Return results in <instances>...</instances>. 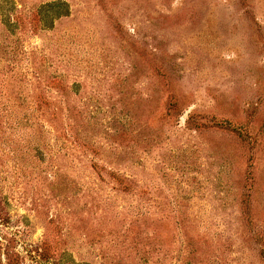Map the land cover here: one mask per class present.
<instances>
[{
    "label": "rangeland",
    "instance_id": "obj_1",
    "mask_svg": "<svg viewBox=\"0 0 264 264\" xmlns=\"http://www.w3.org/2000/svg\"><path fill=\"white\" fill-rule=\"evenodd\" d=\"M0 264H264V0H0Z\"/></svg>",
    "mask_w": 264,
    "mask_h": 264
},
{
    "label": "trees",
    "instance_id": "obj_2",
    "mask_svg": "<svg viewBox=\"0 0 264 264\" xmlns=\"http://www.w3.org/2000/svg\"><path fill=\"white\" fill-rule=\"evenodd\" d=\"M48 7H54L57 8L56 11H54L53 15H55V18H61L66 17L69 14L68 6L65 3H53L52 5H49Z\"/></svg>",
    "mask_w": 264,
    "mask_h": 264
}]
</instances>
